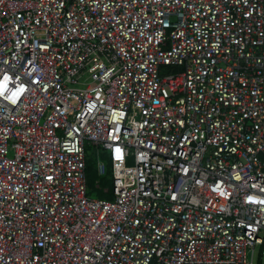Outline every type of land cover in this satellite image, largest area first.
<instances>
[{
    "label": "built area",
    "instance_id": "2783aa9c",
    "mask_svg": "<svg viewBox=\"0 0 264 264\" xmlns=\"http://www.w3.org/2000/svg\"><path fill=\"white\" fill-rule=\"evenodd\" d=\"M0 264H264V0H0Z\"/></svg>",
    "mask_w": 264,
    "mask_h": 264
},
{
    "label": "trees",
    "instance_id": "16d2710c",
    "mask_svg": "<svg viewBox=\"0 0 264 264\" xmlns=\"http://www.w3.org/2000/svg\"><path fill=\"white\" fill-rule=\"evenodd\" d=\"M87 161H86V172H87V183L89 193L99 198L112 197L111 193V182H112V168L110 161L105 154L101 155V162L104 163L106 172L103 175L99 174L97 157L95 150L92 146H88ZM109 188L108 192H104L103 189Z\"/></svg>",
    "mask_w": 264,
    "mask_h": 264
},
{
    "label": "rangeland",
    "instance_id": "374dc122",
    "mask_svg": "<svg viewBox=\"0 0 264 264\" xmlns=\"http://www.w3.org/2000/svg\"><path fill=\"white\" fill-rule=\"evenodd\" d=\"M89 149H87V152H88Z\"/></svg>",
    "mask_w": 264,
    "mask_h": 264
}]
</instances>
